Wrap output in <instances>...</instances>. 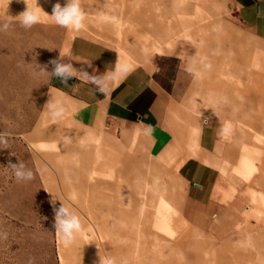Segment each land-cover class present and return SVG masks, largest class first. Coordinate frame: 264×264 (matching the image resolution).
Returning <instances> with one entry per match:
<instances>
[{"label": "rangeland", "instance_id": "rangeland-1", "mask_svg": "<svg viewBox=\"0 0 264 264\" xmlns=\"http://www.w3.org/2000/svg\"><path fill=\"white\" fill-rule=\"evenodd\" d=\"M143 1L138 0L142 3L141 6L130 13L137 26L135 29L140 33H147L152 29L161 30L167 36L165 42L155 40L162 48L169 46L171 40L167 41V38L179 36L177 42L181 44L174 45L172 52L153 51L155 44L149 42L146 47L136 42L133 48L135 52L128 51L125 45H121L124 41H119L111 29L104 28L105 33H101V25L105 22L103 13H114L112 5L103 2L91 12L83 8L86 14L85 28L79 32L68 31L55 25L49 16L43 17L41 23L47 22L49 28L43 30L41 23L36 25L41 27L38 31L42 29L40 32H45L44 36L38 37L34 27L26 29L27 34L23 33L26 38H22L21 45L14 46V54L9 60L13 64V70H2L0 64V132L6 134L8 141L6 145H0V234L7 233L6 240L0 239V264H76V261L77 264H98L99 254L103 256L105 251L106 240L119 242L125 239L117 228L121 222L115 211L117 205L125 200H117L115 184L112 182L107 189L106 186L94 188L88 176L90 166L69 168L58 165L68 157L64 155L66 153L63 152V144L70 148L78 147L80 144L70 139L75 134L79 138L82 135L76 130L78 126L67 125L71 108L66 100L70 99L67 94L54 91V76L50 73L53 66L49 61L60 58V55L63 59L69 49V40L75 36L114 46L117 51L120 50L123 59L134 65L148 64L154 68V62L159 63L162 58H172L174 61L171 71L176 73L183 69L188 73L190 97L181 106L182 110L174 108L170 116L173 122H178L188 131L185 141L187 155L198 150V127L195 119L189 117L199 109L197 102L212 96L215 97L220 111L224 105L232 104L234 111L241 113L236 120L240 134L236 145L237 156L217 160V166L227 175L219 173L220 179L215 192L213 190L214 194L207 204L196 203L193 201L196 199L188 195L186 185L177 175V167L168 169L150 153L146 141L147 130L144 127H131V131L114 127L101 131V134L111 135L118 142L117 147L113 145L114 147L109 146L108 149L135 160V163L125 166L116 159L109 167L116 170L114 177L118 173L122 175L125 186L121 184L122 181L117 184L124 188L123 196L141 193V196L138 195L139 205L137 202L131 204L132 213L135 211L138 214L139 207V214L143 218L152 214L159 226L167 224L172 231L185 229L189 242L186 248L189 260L196 253L203 254L204 250L211 252L214 248L220 256L248 254L249 250L253 252L258 249L260 254H255L254 251L252 256L256 259L253 261L255 260V264L262 261L264 264V210L257 217L244 209L245 206H250V201L241 207L234 191L235 186L241 192L264 191V117L260 113L264 108L259 111L257 95L255 98L249 95L252 80L250 75H245L250 71L264 73V66L257 64V68H251L242 60L230 62L227 55L223 56L226 50L235 49L229 33H232V37L237 36V39H247L249 50L258 59L264 57V41L250 33H244L231 0H191L190 3H177L175 0ZM18 16L14 13L7 19L19 22L16 18ZM1 17L3 12L0 11ZM219 19L222 20L220 23ZM198 26L199 34L190 36ZM19 34L18 39L21 36ZM209 35L216 37L211 40L212 49L205 53L201 51L199 55L200 47L205 49L204 41ZM15 37L11 36V43L17 42ZM45 65L49 73L42 74L41 68ZM176 81L175 77L170 86L175 85ZM52 98L66 99L65 115L62 119L51 120L45 109ZM204 115L201 119L207 117ZM234 124L232 121L228 122V133H232ZM53 125L58 126L57 131H53ZM69 129L77 133H72ZM37 141L51 154L57 152L56 156L50 157L48 153L43 155L35 151L34 143ZM243 144L249 145L251 150L259 147L263 150L242 156L239 155L238 146ZM9 161L23 163L33 171L34 178L31 181H17L11 169L7 168ZM94 168L96 174L101 172V177H107L109 168L96 164L93 165ZM81 170L83 171L80 172ZM95 177L94 172L93 180ZM154 177H157L160 184L157 187H154ZM146 184L153 189L146 187ZM53 197L56 199L57 208L63 202L82 222L83 234L69 247L63 246L55 234ZM165 216L167 220L164 221L162 217ZM83 235L86 239L91 238L90 242H86ZM205 235L215 241V247L206 240ZM227 240L230 241L226 247L221 246ZM253 240L254 244L251 245L250 241ZM83 251L86 256H82ZM249 262L247 259L248 264Z\"/></svg>", "mask_w": 264, "mask_h": 264}, {"label": "crops", "instance_id": "crops-1", "mask_svg": "<svg viewBox=\"0 0 264 264\" xmlns=\"http://www.w3.org/2000/svg\"><path fill=\"white\" fill-rule=\"evenodd\" d=\"M231 1L244 33L264 41V0ZM113 47L75 36L69 40L67 55L62 59V62L71 63L78 70L83 67L89 74L95 72L113 76L106 94L84 80L79 72L67 84L54 77V91L68 95L75 123L102 132L114 127L125 131L144 127L150 153L168 169L177 167V175L186 185L188 195L196 199L194 202L210 203L209 199L220 179L219 173L227 175L217 166V160L237 156L236 145L240 134L236 120L241 113L235 112L232 104H227L220 113L205 117L207 121L200 118L201 128L196 136L198 150L187 155L185 141L188 131L183 125L173 122L170 116L172 109L182 110L181 106L190 97L188 73L183 69L176 73L171 71L172 58L154 62V68L148 64H131L123 59L118 48L117 51ZM175 77L177 84H171V87ZM229 121L235 123L234 129L232 133H225L224 125ZM204 156L207 161L202 159ZM235 188L237 203L243 207L250 201V206L244 209L259 217L264 210V191L241 192Z\"/></svg>", "mask_w": 264, "mask_h": 264}, {"label": "bare ground", "instance_id": "bare-ground-1", "mask_svg": "<svg viewBox=\"0 0 264 264\" xmlns=\"http://www.w3.org/2000/svg\"><path fill=\"white\" fill-rule=\"evenodd\" d=\"M146 1V0H144ZM143 1V3H144ZM177 3L181 2H191V0H175ZM60 3L61 5H64L66 0H28L29 6L35 7L36 4H38L39 7L42 8V10L51 15L53 6L56 3ZM111 4V8L114 11V13L108 15L106 13H103V25L101 33H105L103 30L104 28H109L113 32L116 33V37L119 39V41H124L125 49L126 50H133L134 45L137 44L136 42L140 43L141 45L144 44L145 47L147 46L148 42L152 43L154 46L153 51H157L160 53H170L172 52V47L174 45L181 44L177 42L178 37L176 38L174 35H170L172 37L167 38L168 40H171L168 45L165 48L160 47V45L157 44V40L164 41L166 40V35L163 34V32L160 30L152 29L148 31L147 33H140L135 29L137 26L133 22V19L131 17L136 8L140 7L142 3L138 2V0H81L82 8L87 10V12H91L93 9H97L101 4ZM152 5V3L150 4ZM27 4L25 3V0H0V11L3 12V17L0 18V23L3 22H10L11 27L7 32H0V64L2 70H13V64L10 63L9 60L12 59V55L14 54V46L18 47L21 45L20 43L23 42L24 36L23 33L25 32V28L20 26L19 22L10 21L7 18H10L14 13L17 15H20L22 12L26 11ZM41 13L42 18L47 16V14ZM50 18V17H49ZM43 20V19H42ZM222 20L219 19V23ZM216 23V22H215ZM42 29L44 30L47 27V22L41 23ZM140 26V25H139ZM34 30L37 31L38 37L44 36V33L40 32L38 28H41L39 25H34ZM32 27V28H33ZM133 28V29H132ZM19 29V30H18ZM135 29V30H134ZM231 29V28H230ZM17 30L19 33H21L20 39H18L19 33H17ZM199 26L197 30H193L190 34V36H195V34H199ZM16 32L17 34L12 35V33ZM27 34V32H25ZM175 34V33H174ZM230 41L232 44H235L234 51L232 50H226L225 54L223 56L227 55L230 58V62L232 60H242L245 62V64H249L251 68L255 67L257 68L259 65L264 66V57H259V59L255 56L254 52L249 50V41L245 38L237 39L238 37H232V33H229ZM228 34V35H229ZM12 37H15V40L17 42L11 43L10 39ZM189 36V34H188ZM26 38V37H25ZM24 38V39H25ZM41 38V37H40ZM135 38H139L136 40ZM216 38L215 36L209 35L206 40L204 41L205 49L203 46L200 47L199 55L202 53H205L206 51H210L212 49L211 40ZM165 42V41H164ZM19 44V45H18ZM151 44V45H152ZM135 52V50H133ZM250 52V53H249ZM198 55V52H197ZM16 56V55H14ZM192 56V55H191ZM257 59V60H256ZM18 60V59H17ZM21 64V63H20ZM211 63H209L210 65ZM259 64V65H257ZM19 67V66H18ZM208 69H211L210 67H207ZM206 68V69H207ZM9 72V71H8ZM246 76L251 77L252 84L251 87H249V95L252 98H255L257 95L258 98V107L259 111L260 109L264 108V82H262L264 78V73H257L255 71H250L245 73ZM213 95V94H212ZM58 101H60L65 108V100L58 98ZM68 102V106L72 109L73 105L70 101L66 100V103ZM199 109L196 110L193 115L190 114L189 117H193L191 119H195V124L198 127V131L201 128V123H199L200 118L204 116H209L210 114L214 113H220V107H218V104L215 100V97L209 96L206 99L202 100L201 102H197ZM12 107V106H11ZM261 116L264 117V109L260 112ZM18 114V113H17ZM16 115V114H15ZM200 117V118H199ZM73 117H70L69 123L67 125H76L78 128V132H81V137L78 134L73 135L74 138H71L70 140H75L80 145L78 147L70 148L67 146V144H63V152L65 156H68L67 159L63 160L58 164L59 166L63 167H84V166H90V170L88 172V176L90 181L93 183L94 188H102V186H106L107 189L110 187L111 183L113 182L115 185L114 187H117L118 199L117 200H125V202H120L121 204L117 205V208H115V211L118 213L117 218L121 222L120 225L117 226L119 231H121L122 236L125 238L122 239L119 242H111L110 240H106L104 242L105 244V251L103 252V256L109 255L113 256L117 260V264H248L247 259H249V264H255L252 255L255 251V254H260V251L258 249H255L248 252V254H242V253H235L231 255H219L218 252L214 249H212L211 252H208L206 250L203 251V254L196 253L195 256L193 255V258L190 260L187 257V245L188 241L186 239V233L184 232L185 229H176L175 231L171 230V227L167 224H164V226H159L156 222L157 219L154 218V216L151 214L145 218H143V215L139 214V207L138 214L135 213V211L132 213L133 208L131 207L134 202L140 203L137 193L127 194L128 196L125 197L124 194V188L121 184L124 185L122 175L118 173L114 177V172L116 170L109 168L113 165V161L118 159L120 162H122L125 166L131 165L135 163L134 159H132L130 156H126L124 154H116L114 151L108 149L109 146H116L118 145V142L116 139L111 135H104L101 134V131H97L95 129H92L88 126L75 123L72 119ZM11 119V118H10ZM53 120L52 118H50ZM208 118H204V121H207ZM76 120V119H75ZM23 125V124H22ZM29 124H27L28 126ZM253 126V125H252ZM19 127V126H18ZM52 127V126H51ZM54 130H58V126L53 125ZM189 127V126H188ZM20 128V127H19ZM71 128V127H70ZM75 128V126H74ZM21 129V128H20ZM72 133H77L75 130L71 129ZM27 131V130H26ZM100 132V133H97ZM27 134V133H26ZM78 138V139H77ZM84 141V146H81V142ZM35 145V151L39 153H43V155H47L46 153L54 157L56 156V153L51 154L49 150L45 149L43 144L40 141H37L34 143ZM113 146V147H114ZM239 147V155L245 156L249 153L253 152L257 153L258 151L262 152V148H255L251 150L249 148V145H241ZM203 160L207 161V157H202ZM230 159V158H229ZM68 160V161H67ZM264 161V160H263ZM96 164L99 167L109 168L107 173V177H101L99 172L96 174L95 168L93 169V165ZM92 165V166H91ZM119 166V165H118ZM121 166V165H120ZM113 167H116L115 165ZM89 169V167H87ZM87 169V171H88ZM98 168H96L97 170ZM81 170L80 172H82ZM86 171V172H87ZM95 172V179L93 180V174ZM120 172V170L118 171ZM151 179V178H150ZM121 184H117L120 183ZM146 183H149L145 181ZM151 184V183H150ZM157 177H154V187H157ZM160 185V184H159ZM148 188L153 189L151 185L146 184L145 185ZM109 193V190H107ZM141 196V195H140ZM136 199V201H134ZM133 202V203H132ZM110 204V203H109ZM136 205V204H135ZM110 206L108 207V209ZM163 220H167L166 216L162 217ZM107 222L110 225L109 220ZM100 229V228H99ZM120 233V232H119ZM203 236V235H202ZM206 240H209V242L212 243V245L215 247V241H212V239L207 235H205ZM253 238V237H252ZM83 239L86 242H90L91 238L85 237L83 235ZM254 239V238H253ZM230 241V240H229ZM224 241L221 243V246L226 247L225 245L229 242ZM253 241H250V244L253 245ZM203 243V242H202ZM86 252H82V256H86ZM77 264V261L75 262ZM96 264V262H94ZM259 264H263L262 261H260Z\"/></svg>", "mask_w": 264, "mask_h": 264}, {"label": "clouds", "instance_id": "clouds-1", "mask_svg": "<svg viewBox=\"0 0 264 264\" xmlns=\"http://www.w3.org/2000/svg\"><path fill=\"white\" fill-rule=\"evenodd\" d=\"M27 4L26 11L22 12L18 17L20 26L25 29H31L34 25L42 22L41 13H45L41 7L36 4L35 7L29 6L28 0H25ZM47 14V13H45ZM55 25L67 29L71 32H79L85 28L86 14L82 8L81 0H66L64 5L59 2L53 6L52 14L49 15ZM11 27L10 22L0 23V32H7ZM51 64L52 76L60 80L61 83L67 84L68 81L75 77L76 73L79 72L81 77L91 82L101 93H105L109 88L110 81L113 80V76L102 74H89L84 68H75L71 63L62 62V56L60 58L52 59L49 61ZM91 67V65H88ZM41 73H49L47 65L41 68ZM45 109L53 120L62 119L65 115V109L62 103L52 98L49 103L46 104ZM230 125L227 123L224 125V132L229 131ZM8 143L6 134L0 132V145H6ZM81 146H84V141L81 142ZM7 168H10L17 181H31L33 177V171L21 163H12L9 161ZM74 198V197H72ZM53 212H54V223L55 234L63 246H71L78 236L83 234V226L81 219L73 211L64 205L62 202L60 207H56V199L53 197ZM0 239H7V233L0 234ZM98 264H117V260L113 256L99 254Z\"/></svg>", "mask_w": 264, "mask_h": 264}]
</instances>
